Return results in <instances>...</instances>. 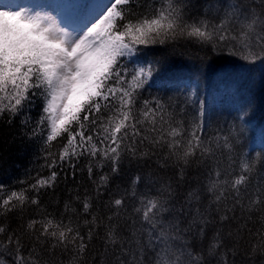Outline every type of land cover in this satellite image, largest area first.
<instances>
[{
	"label": "snow or ice",
	"instance_id": "6c2138e0",
	"mask_svg": "<svg viewBox=\"0 0 264 264\" xmlns=\"http://www.w3.org/2000/svg\"><path fill=\"white\" fill-rule=\"evenodd\" d=\"M222 63L264 77V0H0V264H264L252 102L201 94Z\"/></svg>",
	"mask_w": 264,
	"mask_h": 264
},
{
	"label": "trees",
	"instance_id": "16d2710c",
	"mask_svg": "<svg viewBox=\"0 0 264 264\" xmlns=\"http://www.w3.org/2000/svg\"><path fill=\"white\" fill-rule=\"evenodd\" d=\"M240 69H242L241 73L243 77H241L239 83L244 87L249 88V85L252 86V81L255 76V78L260 77L264 80V77H262L259 72L249 74L245 68L240 67ZM236 70L235 65L232 64L223 63L221 65H213L207 73L205 83H202L201 90H203V86L205 85L206 91L205 94H202V92L201 94L208 98L210 109H213L216 113L228 115L229 112H233L236 108H238L240 104L246 102V100H242V98L239 100L238 95L232 94V88L226 86L227 81H229L228 79L235 78L230 76H232ZM210 73L214 74L217 78L212 80ZM216 81L217 84H214ZM252 87V89L256 90L254 86ZM147 92H151L154 95L165 94L163 89L157 85V81L154 83L152 88L146 90L145 95ZM251 94L256 97V100L252 101L253 111L250 113V127L249 132L247 133L246 143L250 148H254L259 151L258 145L261 143L262 138H264L262 137V131H264V83L258 87V93L253 91ZM0 147H3V145H0ZM9 154L10 158L3 164L4 168H9L14 161L16 163H21L22 166L27 164L28 157L20 156L19 150L15 145L7 150L6 155ZM49 210L51 211V209Z\"/></svg>",
	"mask_w": 264,
	"mask_h": 264
},
{
	"label": "bare ground",
	"instance_id": "6f19581e",
	"mask_svg": "<svg viewBox=\"0 0 264 264\" xmlns=\"http://www.w3.org/2000/svg\"><path fill=\"white\" fill-rule=\"evenodd\" d=\"M222 64H223V63H222ZM220 65H221V64H220ZM230 66H231V65H230ZM233 68H234V67H233ZM235 68H236L237 70L234 72V74H232V76H230V77H235V78H233V79H228L229 81H227V85H226V86H228L229 88H232V92H233L232 94H234V95H238L239 100L242 98V100L245 99L246 102H247L248 100H251V102H252V101H255V100H256V97L252 96L251 92L255 91V92L258 93V87L261 86V85L264 83V80H263L262 78H260V77H259V78H255L256 76L254 77V80L252 81V86H254V88H255L257 91L254 90V89H252L253 87L250 86V85H249V88L244 87V86L240 85V83H239V80L241 79V77H243V76H242V73H241V72H242V69H240V67L237 66V65H235ZM182 72H183L184 74H186V73H185V70H177L176 74H177V75H181ZM171 74H172V73H165L164 76L171 75ZM210 77L212 78V80L217 78V77H215L214 74H211V73H210ZM163 80H164V77H161L160 80H157V85L160 86L161 83L163 82ZM208 81H210V80H208ZM203 83H205V80H204ZM214 84H217V81H216V83H214ZM201 86H202V85H201ZM252 90H253V91H252ZM205 91H206V89H205V85H204V86H203V90H201L202 94H205ZM148 93H149V92H147L146 95H147ZM245 94H246V95H245Z\"/></svg>",
	"mask_w": 264,
	"mask_h": 264
},
{
	"label": "rangeland",
	"instance_id": "374dc122",
	"mask_svg": "<svg viewBox=\"0 0 264 264\" xmlns=\"http://www.w3.org/2000/svg\"><path fill=\"white\" fill-rule=\"evenodd\" d=\"M15 2L22 4H32L34 6H42L50 8L53 11H58L62 6L71 5L76 0H15Z\"/></svg>",
	"mask_w": 264,
	"mask_h": 264
}]
</instances>
